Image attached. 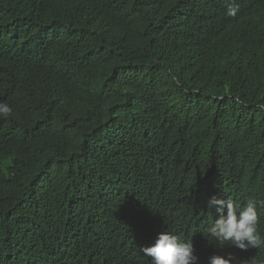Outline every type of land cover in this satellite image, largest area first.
Instances as JSON below:
<instances>
[{"label": "trees", "instance_id": "1", "mask_svg": "<svg viewBox=\"0 0 264 264\" xmlns=\"http://www.w3.org/2000/svg\"><path fill=\"white\" fill-rule=\"evenodd\" d=\"M0 0V264H151L220 249L216 196L264 235V0Z\"/></svg>", "mask_w": 264, "mask_h": 264}, {"label": "clouds", "instance_id": "2", "mask_svg": "<svg viewBox=\"0 0 264 264\" xmlns=\"http://www.w3.org/2000/svg\"><path fill=\"white\" fill-rule=\"evenodd\" d=\"M240 5L236 0H226V16L236 17ZM13 108L0 102V118L11 116ZM258 201L254 197L246 199L243 205L232 199L213 196L208 201V208L215 209L217 218L212 220L206 232L220 249L226 245L243 252L251 248L264 247V235L259 230L260 219L257 212ZM145 257L151 258V264H198L199 258L190 239L168 231H162L151 246L142 247ZM207 264H257L255 258H238L232 253L213 254Z\"/></svg>", "mask_w": 264, "mask_h": 264}]
</instances>
